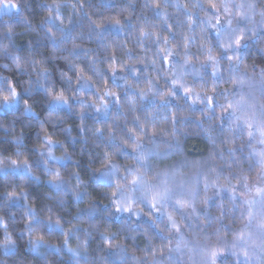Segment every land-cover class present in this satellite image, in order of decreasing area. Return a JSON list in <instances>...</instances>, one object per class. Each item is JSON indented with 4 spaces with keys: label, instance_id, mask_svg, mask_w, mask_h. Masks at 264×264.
<instances>
[{
    "label": "clouds",
    "instance_id": "1",
    "mask_svg": "<svg viewBox=\"0 0 264 264\" xmlns=\"http://www.w3.org/2000/svg\"><path fill=\"white\" fill-rule=\"evenodd\" d=\"M0 264H264V0H0Z\"/></svg>",
    "mask_w": 264,
    "mask_h": 264
}]
</instances>
